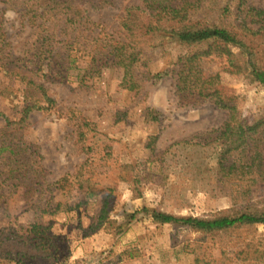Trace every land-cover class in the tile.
<instances>
[{"label":"rangeland","instance_id":"obj_1","mask_svg":"<svg viewBox=\"0 0 264 264\" xmlns=\"http://www.w3.org/2000/svg\"><path fill=\"white\" fill-rule=\"evenodd\" d=\"M24 1L0 0L2 29L15 58H27L36 45L37 30L21 15ZM219 2L212 0L216 11ZM248 2L264 9V0ZM136 5L139 0H113L100 9L83 7L97 25L94 32L119 37L124 9ZM216 11L208 15L215 21ZM170 53L152 56L146 69L152 74L174 70L176 51ZM202 69L217 76L224 98L232 101L242 120L247 124L264 120V89L257 83L232 73L222 58H207ZM76 74L69 71L63 80L42 77L54 106L32 112L13 134L40 156L39 204L47 200L53 206L80 207L39 220L32 207L37 199L34 188H1L0 264H264V223L204 234L156 224L144 211L209 218L239 209L216 190L214 178L219 148L211 132L222 126L226 111L208 100L182 103L175 94L173 73L159 80L144 79L136 92L120 87L122 72L115 68L84 80ZM9 84L18 88L0 73V85ZM17 103L14 95L0 96V112L17 120ZM146 109L156 112L157 121L146 117ZM82 120L94 128L85 142L92 146L90 153L77 137ZM3 126L0 116V129ZM152 137L156 139L150 147ZM182 141L187 144L176 145ZM261 149L264 159V146ZM148 175L150 179L133 184L136 176ZM64 176L71 182L69 191L51 195L53 184ZM88 176L90 188L86 184L79 188V180ZM87 188L95 194L87 197ZM252 193L254 204L264 207V184ZM106 197L107 218L98 227L96 217ZM35 221L44 226L46 236L38 246L20 239Z\"/></svg>","mask_w":264,"mask_h":264},{"label":"trees","instance_id":"obj_2","mask_svg":"<svg viewBox=\"0 0 264 264\" xmlns=\"http://www.w3.org/2000/svg\"><path fill=\"white\" fill-rule=\"evenodd\" d=\"M248 1L220 0L216 11L212 0H139V5L124 9L118 23L120 36L114 37L102 30L94 32L97 25L83 7L88 4L89 8L100 9L111 6L113 0H25L21 15L37 30L36 45L27 58L14 57L12 45L2 29L0 14V73L18 83L16 90L12 84L0 85V96L17 97L14 109L19 115L17 120H10L0 112L4 119L0 129V190L24 187L32 191L34 188L37 199L32 207L39 220L80 207L61 206L60 203L53 206L47 200L39 204L43 194L38 182L41 179L38 176L41 167L37 162L40 156L37 149L29 151L32 145H26L13 134L17 127L25 125L32 112H47L54 106V100L41 82L42 77L63 80L73 70L76 77L84 80L104 68H115L122 72L120 87L136 92L144 79L159 80L173 73L175 94L182 103L193 105L208 100L226 111L222 126L211 132L219 148L214 178L216 190L239 209L209 218L144 211L156 224H170L204 234L263 224L264 207L254 204L252 189L264 184L261 152L264 120L251 124L242 120L232 101L224 98L217 76L206 75L202 69V62L207 58H222L232 73L244 75L264 89V9ZM215 11L217 21L208 16ZM172 49L176 51L172 63L176 67L174 70L152 74L146 69L152 56H169ZM144 113L151 121H157L154 110L146 109ZM89 132H94V128L82 120L77 137L86 153L92 151V146L85 145ZM150 139L152 147L156 138ZM178 144H187V141ZM91 178L79 180L78 187L86 184L90 188ZM147 179L149 175L136 176L133 184ZM53 185L55 189L51 195L66 188L69 191L71 182L64 176ZM88 188L85 195H94ZM3 196L0 194V198ZM107 205L106 197L96 217L98 227L107 218ZM25 231L20 237L22 242L38 246L46 239L45 228L38 221Z\"/></svg>","mask_w":264,"mask_h":264}]
</instances>
